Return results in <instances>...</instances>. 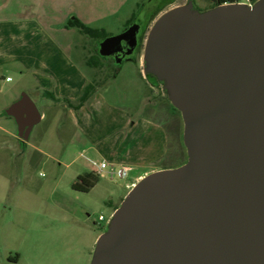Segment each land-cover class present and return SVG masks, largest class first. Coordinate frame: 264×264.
I'll use <instances>...</instances> for the list:
<instances>
[{"label":"water","instance_id":"obj_1","mask_svg":"<svg viewBox=\"0 0 264 264\" xmlns=\"http://www.w3.org/2000/svg\"><path fill=\"white\" fill-rule=\"evenodd\" d=\"M146 17L101 53L131 58ZM113 43L121 55L107 51ZM143 69L180 110L188 159L132 186L91 264H264V0L166 10L148 31ZM5 113L25 140L42 120L28 92Z\"/></svg>","mask_w":264,"mask_h":264},{"label":"rangeland","instance_id":"obj_2","mask_svg":"<svg viewBox=\"0 0 264 264\" xmlns=\"http://www.w3.org/2000/svg\"><path fill=\"white\" fill-rule=\"evenodd\" d=\"M23 1L13 0L8 9L21 7ZM187 2L174 0L168 4L149 29L163 12ZM33 3L37 5L39 0ZM54 4V12L50 13L57 22H64L70 14L69 19L78 16L96 28L107 30V38L121 35L129 27L123 26L122 21L131 13L141 10L148 16L157 8L151 0H56ZM194 4L204 10L212 5V0H194ZM60 36L70 37L72 33L65 31ZM107 38L96 40L94 50L96 60L105 59L109 64L97 69L96 79L103 82L99 92L120 107L142 112L141 99L146 86L128 79L138 69L136 59L118 62L114 55L102 57L101 49ZM143 53L144 48L139 54L142 61ZM12 68L9 69L12 82L3 83L0 78V264H91L97 240L108 229L112 205H120L121 197L130 191L126 184L131 176H122L118 168L112 172L110 166L100 171L92 164L100 173L96 187L90 192L75 189L73 184L79 173L86 171L83 161L89 158L79 154L81 144L73 141L71 118L66 115L64 105L56 103L45 120L33 128L30 138L22 140L15 118L5 110L25 92L20 89L32 78L28 74L20 82ZM148 76V82L152 79L157 82ZM155 92L156 95L151 93L157 104L153 114L166 124L169 134L166 160L158 166L178 167L188 159L183 142L184 122L159 82ZM35 99L40 109H45L44 102ZM5 129L17 134H8Z\"/></svg>","mask_w":264,"mask_h":264},{"label":"crops","instance_id":"obj_3","mask_svg":"<svg viewBox=\"0 0 264 264\" xmlns=\"http://www.w3.org/2000/svg\"><path fill=\"white\" fill-rule=\"evenodd\" d=\"M33 1L24 0L19 4L21 7L11 10L8 8L12 6L13 0L0 2V78L5 81L3 83L12 82L11 67L17 71L20 82L26 80V75H30L32 79L25 84L21 83L24 85L20 90L28 92L34 100L39 98L44 102L42 106L45 109L38 106L42 113L41 122L56 103L64 105V111L74 125L73 141H79L82 147L79 154H86L89 158L83 161L86 171L78 176L96 171L92 165L94 161L107 162L112 172L118 168L119 171H126L125 176H131L126 184L130 190L147 174L172 168L158 166L166 160L169 134L166 124L153 114L157 104L151 93L156 95L154 89L158 82L153 79L148 82L149 76L144 72L143 61L139 57L135 58L138 69L130 73L128 79L146 86V94L141 99L142 112L116 105L103 96L100 89L78 110L46 95L48 91L57 98L76 101L85 86L96 80L97 69L87 64V56L95 52L96 41L87 38L74 27H66L71 14L62 23L54 20L50 12H54L56 0H39L37 5ZM132 14L124 18L123 26L127 27ZM79 19L96 27L89 20ZM65 31L72 33V36L61 37ZM103 63L109 65L105 59ZM62 124H65L64 119ZM5 131L17 134L11 129ZM124 198L125 195L120 202ZM112 206L113 214L119 205Z\"/></svg>","mask_w":264,"mask_h":264},{"label":"trees","instance_id":"obj_4","mask_svg":"<svg viewBox=\"0 0 264 264\" xmlns=\"http://www.w3.org/2000/svg\"><path fill=\"white\" fill-rule=\"evenodd\" d=\"M173 1L174 0L162 1L157 6L155 11H153L152 13H150L146 17V19L143 23L142 29H141L140 37H139L140 45H139L137 53H136V58L139 57V54H140L141 49H142L143 40L146 37V33L149 29L151 22L156 18V16L168 4L172 3ZM241 1H243V0H212V5L209 6V8H207V9H211V8L216 7V6L223 4V3L241 2ZM250 1L254 4L258 0H250ZM207 9H204V10H207ZM200 10L204 11L203 9H200ZM140 13H141V10H139L138 12H134L133 15L131 16V18L128 20L127 26H130L136 20V18L140 15ZM66 27H69V28L74 27V28L78 29L79 32L82 33L84 36H86L87 38H89L91 40H95V41L98 39H105L109 36V33L107 32V30L89 26V25L85 24L84 22H82L77 17L71 18L68 21V23L66 24ZM98 54H100V51L98 52ZM102 57H105V56L102 54ZM96 58H97V56L94 53L87 56V64L92 66V67H95L96 69L103 68L105 66L104 63L101 60H96ZM147 75L152 76L153 78H155L157 80V82H159L158 79L156 78V76H154L152 74H147ZM101 83H103V82H101L100 79L99 80L96 79L95 81L88 83L85 86V88L83 89L82 94L80 95V97L76 101H73L69 98H65V99L57 98L52 92H48V91L46 92V95L56 102L64 101L68 107L78 110L89 102V100L94 96V94L97 92L99 87H101V85H102ZM171 105H172V108L174 109V111H176L177 113H179L181 115L180 110H178L173 104H171ZM185 162L183 161L180 165L184 164ZM99 179H100V173H98L97 171L85 173V174L78 176L77 182L73 184V187L79 191H82V192H90L95 187V185L99 182Z\"/></svg>","mask_w":264,"mask_h":264},{"label":"flooded vegetation","instance_id":"obj_5","mask_svg":"<svg viewBox=\"0 0 264 264\" xmlns=\"http://www.w3.org/2000/svg\"><path fill=\"white\" fill-rule=\"evenodd\" d=\"M162 1H164V0H155V4L158 6ZM145 40H146V37L144 38V40H143V43H142V48H144V43H145ZM110 45H112V46H110L108 49H107V51H109V52H115L116 53V55H121L122 54V49H121V45L120 44H118V43H113V44H110ZM139 45H140V43H138V45H137V47H136V50H135V54L131 57V58H136V53H137V50H138V47H139ZM110 55H112V54H110ZM104 56H107V55H104ZM21 138V137H20ZM22 140H25V139H23V138H21ZM113 215V214H112ZM111 218H112V216H111ZM111 220V219H110ZM110 222V221H109Z\"/></svg>","mask_w":264,"mask_h":264},{"label":"built area","instance_id":"obj_6","mask_svg":"<svg viewBox=\"0 0 264 264\" xmlns=\"http://www.w3.org/2000/svg\"><path fill=\"white\" fill-rule=\"evenodd\" d=\"M241 2H245V3H248V4H250V5H253V3H252L250 0H243V1H241ZM93 165H95V166L98 168V170L103 171L106 167H108L109 164H108L107 162L99 163V162L94 161V162H93ZM120 174H121L122 176H125V175H126V171H125V170H121V171H120ZM100 219L103 220L104 217L101 216Z\"/></svg>","mask_w":264,"mask_h":264}]
</instances>
